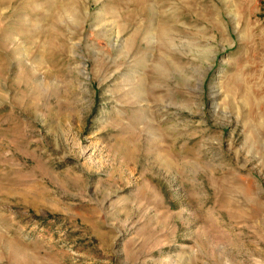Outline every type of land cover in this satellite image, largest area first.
Returning a JSON list of instances; mask_svg holds the SVG:
<instances>
[{
    "label": "rangeland",
    "instance_id": "374dc122",
    "mask_svg": "<svg viewBox=\"0 0 264 264\" xmlns=\"http://www.w3.org/2000/svg\"><path fill=\"white\" fill-rule=\"evenodd\" d=\"M0 264H264V0H0Z\"/></svg>",
    "mask_w": 264,
    "mask_h": 264
},
{
    "label": "bare ground",
    "instance_id": "6f19581e",
    "mask_svg": "<svg viewBox=\"0 0 264 264\" xmlns=\"http://www.w3.org/2000/svg\"><path fill=\"white\" fill-rule=\"evenodd\" d=\"M162 36H163L164 38H167L166 35H164V34H163ZM167 41H169V40H167Z\"/></svg>",
    "mask_w": 264,
    "mask_h": 264
}]
</instances>
